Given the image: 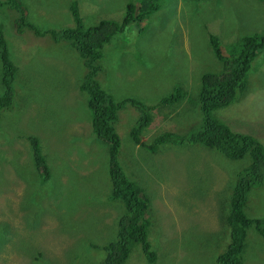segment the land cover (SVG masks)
Returning <instances> with one entry per match:
<instances>
[{"label":"rangeland","instance_id":"1","mask_svg":"<svg viewBox=\"0 0 264 264\" xmlns=\"http://www.w3.org/2000/svg\"><path fill=\"white\" fill-rule=\"evenodd\" d=\"M19 1L28 22L45 31L72 27L73 3L83 25L90 26L101 19L121 20L126 4L140 0ZM0 16L16 66L15 102L0 115V264H98L103 253L91 245L115 239L123 212L118 202H107L108 145L92 134L87 95L78 90L86 69L69 44L49 34L16 31L9 11ZM256 32L264 35V0H163L143 27L132 22L104 45L97 82L117 102L132 98L154 108L146 113L151 123L142 132L144 140L193 126L190 131L200 124L195 125L201 119L195 98L201 76L222 66L209 36L225 51ZM175 87L184 91L183 99L160 105ZM240 97L212 114L264 146V51L253 62ZM140 114L139 107L127 106L115 126L120 164L149 198L152 264H217L227 244L221 237L226 226L218 224L228 196L224 188H231L246 158L230 160L201 144L146 151L131 139ZM29 136L39 140L47 160L45 181L35 169ZM248 205L250 218L264 217V187L249 193ZM124 264L149 263L134 244ZM242 264H264V239L252 226Z\"/></svg>","mask_w":264,"mask_h":264},{"label":"trees","instance_id":"2","mask_svg":"<svg viewBox=\"0 0 264 264\" xmlns=\"http://www.w3.org/2000/svg\"><path fill=\"white\" fill-rule=\"evenodd\" d=\"M163 0H140L138 4L129 2L125 6L121 20L101 19L96 24L84 26L76 9V3L71 5L74 21L72 27H52L42 31L28 22L26 10L19 0H0L1 11H9L10 23L16 31L28 29L36 36L49 34L56 42L70 45L82 60L85 74L80 80L78 90L87 95V106L91 111V129L96 140L106 142L107 172L110 181V191L107 202L121 206L123 214L117 221L115 239L102 246L91 245L92 249L103 253L98 264H124L131 247L140 246L144 258L149 264L155 262L151 243L148 241L149 207L147 195L138 189L123 170L120 161V138L115 126L120 110L127 106H137L141 109L140 121L131 129V139L136 146L146 151L157 153L163 147L201 144L212 149L230 160H243L230 187L224 188L228 195L224 208V217H219V227L223 222L227 232L222 233V239L227 243L224 250L217 256V264H242V253L245 249V239L248 229L252 226L256 234L264 239V217L250 218L248 195L251 191L264 187V146L253 135L233 131L224 120L213 116L212 112L229 107L240 100V95L246 88L247 76L253 62L261 51H264V35L253 33L244 35L235 44L224 51L218 39L210 35L209 41L214 56L222 64L218 72H206L201 76V85L195 98L197 109L201 113L199 127L182 133L173 130L158 133L152 140L142 136V132L151 123L146 115L153 107L142 105L138 100L126 98L120 102L97 82V75L102 71L100 60L104 45L117 34L123 33L130 23L137 22L143 27L147 15L160 7ZM188 1V0H185ZM4 19L0 16V22ZM139 34L142 28L138 27ZM0 65L1 84L0 115L3 110H9L15 102L16 66L9 55V47L0 24ZM186 94L180 87H175L158 103L173 105L179 103ZM186 99V98H185ZM188 101V99H187ZM194 125V126H195ZM188 131V132H187ZM31 144L32 158L38 176L47 180L50 169L42 153L40 142L36 137H28ZM117 205V204H116ZM248 205V206H247ZM247 209V212H246ZM253 210V209H252ZM248 213V214H247Z\"/></svg>","mask_w":264,"mask_h":264}]
</instances>
